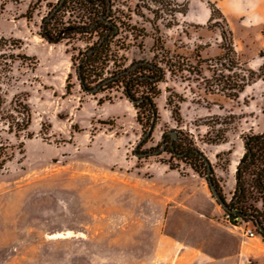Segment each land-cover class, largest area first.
Instances as JSON below:
<instances>
[{
    "label": "rangeland",
    "instance_id": "1",
    "mask_svg": "<svg viewBox=\"0 0 264 264\" xmlns=\"http://www.w3.org/2000/svg\"><path fill=\"white\" fill-rule=\"evenodd\" d=\"M56 1L0 0V94L4 105L17 99L31 112L30 137L3 132L14 157L0 172V264H177L172 250L183 249L186 237L202 233L207 241L226 240V229L196 223L202 215L235 230L247 264H264V241L244 234L250 224L231 225L222 206L203 193L208 186L205 176L160 151L166 131L188 132L207 156L228 200L233 185L229 165L239 153L241 135L255 126L264 129V80L231 99L205 89L203 77L211 75L207 69L201 75L187 70L174 76L167 73L155 99L158 119L137 147V152L151 154L137 157L135 145L145 129L136 121L132 103L116 88L94 94L80 89L70 57L84 48V42L65 39L50 44L38 34L42 18ZM111 2L121 10L120 16L162 37L173 55L191 65L198 55L210 64L223 53L220 29L213 24L230 27L219 15L211 23L199 24L182 19L173 11L176 5L165 9L150 0ZM61 16L65 22L76 20L78 9ZM230 20L238 36L239 25ZM249 30L248 46L237 54L244 68L257 70L264 60L259 57L258 26ZM152 43L148 36L143 50L133 46L124 51L126 64L151 58ZM169 92L175 100L182 98L180 123L172 119L165 103ZM212 116L231 122L223 143L203 140L205 122ZM168 163L176 167L171 169Z\"/></svg>",
    "mask_w": 264,
    "mask_h": 264
},
{
    "label": "trees",
    "instance_id": "2",
    "mask_svg": "<svg viewBox=\"0 0 264 264\" xmlns=\"http://www.w3.org/2000/svg\"><path fill=\"white\" fill-rule=\"evenodd\" d=\"M59 1L52 4L48 14L42 18L38 34L50 44L65 39L83 41L84 48H79L76 56L70 57L80 89L91 93V90L97 87V90L91 94L110 88L120 90L121 95L132 103L136 111V121L145 131L149 128L153 115L154 125L158 119L155 99L161 92L158 84L165 79L167 73L174 76L187 70L201 75L203 70L207 69L211 75L203 77L205 89L222 93L231 99L238 98L247 86L257 80H264V60L257 70L244 68L234 47L231 30H225L219 22H214L213 25L220 29L223 53L209 60L214 61L210 64L207 63V59H202L198 55L196 63L191 65L184 58L180 59L173 55L162 37L156 34L150 35L144 27L132 23L130 17L127 16L125 19L120 16L121 10L114 8L111 0H63L56 8ZM150 2L157 8L162 6L165 9L176 5L173 9L175 13L185 14L187 11V3L180 5L174 0H150ZM207 4L210 9L209 23L215 15L226 21L214 2L208 0ZM30 9L29 6L26 13H29ZM76 9L79 15L76 20L62 21V13L74 12ZM147 9L150 8L147 6ZM152 12L156 14L155 10ZM151 24L158 32V26L153 21ZM262 35L264 38V31ZM148 36L153 39L149 49L153 53L152 57L132 59L126 64L127 58L123 52L133 46L143 50L144 39ZM1 39L3 38L0 37ZM263 51L264 44L259 50L261 58H264ZM70 77L71 73H68L65 83L67 93L72 87L69 83ZM180 100L182 101L180 96L175 100L172 92H169L165 101L171 111L172 119L177 123L181 122ZM98 102L100 103L101 99ZM4 104L5 101L0 94V172L14 157L13 147L3 132L13 133L16 138L21 135L31 136V133L27 132L31 121L28 104L17 99L8 106ZM229 118L231 119L232 116L229 115ZM228 123L231 122H223L220 116H212L205 122L208 130L203 140L209 144L225 142ZM173 131L176 133L174 138L168 131L162 135L160 147L164 144V148L161 151H168L173 157L187 163L200 176L203 174L206 180L209 178L225 203L226 207L222 206V208L224 213L229 215V222L235 225L241 222L252 225L264 241V131L260 133L251 131L241 135L244 151L236 165L234 188L228 200L222 194L213 169L210 168L208 172L209 160L197 147L193 136L186 131ZM230 152L228 150L226 153ZM216 157H220V153H217ZM168 164L171 169L176 167L172 163Z\"/></svg>",
    "mask_w": 264,
    "mask_h": 264
},
{
    "label": "crops",
    "instance_id": "3",
    "mask_svg": "<svg viewBox=\"0 0 264 264\" xmlns=\"http://www.w3.org/2000/svg\"><path fill=\"white\" fill-rule=\"evenodd\" d=\"M56 1V0H55ZM181 2L183 0H176ZM187 1V11L185 14H181L182 19L188 22L205 23L210 17V9L207 4L208 0H194L196 3V8L193 10L192 1ZM214 2L215 5L221 10L227 22L229 23V27L233 34L234 39V47L237 53H241L246 46H248L249 36H250V28L254 25L258 26L259 32V49L260 50L264 44V38L262 35V28L264 26V0H209ZM230 17L235 19L239 25L238 36L236 35L235 29L232 27ZM239 40V43H237ZM261 113H263L262 107L259 109ZM258 111V112H259ZM257 115V114H256ZM264 131V129H259L258 127H253L252 132L260 133ZM239 153L237 154L235 159L231 158V172L233 176V185L229 190V195L233 191L234 188V172L236 169V165L239 161V158L243 154V144L239 145ZM234 153V152H232ZM235 161L232 163V161ZM203 193L205 192L208 197L212 200L211 192L206 185L203 187ZM210 193V194H209ZM202 220L199 219L196 221L199 223H207L209 222L210 227L212 225L220 226L227 231L226 240L222 241H207L202 233L198 235H193L190 239L189 237L185 238L183 241V249L182 248H174L172 250L174 257L177 258V264H247L246 257L244 256V244L242 239L238 234L230 228L229 226H225L220 223L217 219L213 217H207L205 215L201 216ZM204 228L203 224L202 227ZM189 238V239H188ZM226 247V248H224ZM160 264V262H159ZM168 264H171L170 262Z\"/></svg>",
    "mask_w": 264,
    "mask_h": 264
},
{
    "label": "water",
    "instance_id": "4",
    "mask_svg": "<svg viewBox=\"0 0 264 264\" xmlns=\"http://www.w3.org/2000/svg\"><path fill=\"white\" fill-rule=\"evenodd\" d=\"M62 1H63V0H60V1H59V3H58V5L56 6V8L60 6V4L62 3ZM56 8H55V9H56ZM96 90H97V87L94 88V89H92V90H91V93L95 92ZM154 121H155V117H154V115H153L149 128L144 132L143 136L138 140V142H137L136 145H135L134 154H135L137 157H139V156H146V155L151 154L150 152H137L136 149H137L138 145L141 144V143L145 140V138H146L148 135L151 134V132H152V130H153V128H154ZM168 133L171 134V136H172L173 138L176 136V133H175L174 131H168ZM163 148H164V144H162V147H161L160 151L163 150ZM154 152H155V153H159V150H155ZM207 168H208V172H209V170H210V168H211V165H210L209 161H207ZM207 184H208V188H209L211 194L213 195V197L215 198V200H216L221 206L226 207V206H225V203H224V201L222 200L221 196L219 195V193H218V191H217L215 185L213 184V182H212L209 178L207 179Z\"/></svg>",
    "mask_w": 264,
    "mask_h": 264
},
{
    "label": "built area",
    "instance_id": "5",
    "mask_svg": "<svg viewBox=\"0 0 264 264\" xmlns=\"http://www.w3.org/2000/svg\"><path fill=\"white\" fill-rule=\"evenodd\" d=\"M224 218H225V220H227L228 222H229V215L228 214H225L224 213ZM230 223V222H229ZM231 225H233V226H235V227H237V226H239V224L238 225H235V224H232V223H230ZM247 225V224H246ZM244 234L246 235V236H251V237H253V236H259L257 233H256V231H255V229H254V227L252 226V225H248V226H246L245 227V229H244Z\"/></svg>",
    "mask_w": 264,
    "mask_h": 264
}]
</instances>
